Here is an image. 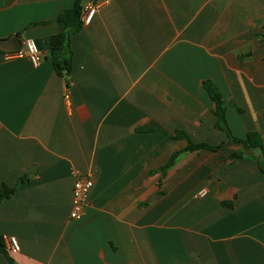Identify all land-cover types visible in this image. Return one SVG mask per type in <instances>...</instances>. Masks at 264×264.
<instances>
[{"label":"crops","instance_id":"crops-1","mask_svg":"<svg viewBox=\"0 0 264 264\" xmlns=\"http://www.w3.org/2000/svg\"><path fill=\"white\" fill-rule=\"evenodd\" d=\"M72 6L0 0V40L56 36ZM71 49L69 76L48 53L0 54V191L26 179L0 202V236L21 247L0 264H264V160H231L242 146L203 87L236 138L264 142V0H108ZM177 131L224 145L153 175L187 147ZM73 171L95 182L77 221Z\"/></svg>","mask_w":264,"mask_h":264},{"label":"trees","instance_id":"trees-1","mask_svg":"<svg viewBox=\"0 0 264 264\" xmlns=\"http://www.w3.org/2000/svg\"><path fill=\"white\" fill-rule=\"evenodd\" d=\"M89 0H73V6L70 10L62 11L58 18H56V23L60 27V32L53 37L47 38L45 40L35 41L37 47L42 53L50 54L53 61V68L55 72L60 76H69L72 72L73 66V53L71 49L72 38L78 34L83 28V23L81 22L83 5ZM97 1V0H91ZM3 54V53H0ZM204 90L209 94V98L215 104V114L217 116L216 129L225 132L230 143L239 144L242 146V150L234 153L231 156V160L243 159L246 157V152L260 151L261 158L264 160V142L261 136L257 133H251L247 135L245 139L236 138L228 123H227V109L223 100V94L219 87L212 81H203ZM153 132V131H151ZM174 140L186 141L187 147L179 152L173 153L168 163L157 171L152 172L154 174H162L163 178L166 177L167 172L176 164L181 155L185 153L195 152V151H219L224 143H220L216 146H211L204 143H195L191 137L183 131H177L175 136L172 137ZM263 170V169H262ZM25 178L18 181L17 186L13 188H8L3 186L0 191V202L5 199H9L15 195V193L24 187ZM0 252L8 256L10 252L7 250V245L3 237L0 236ZM12 255V254H10ZM10 264H14L10 260Z\"/></svg>","mask_w":264,"mask_h":264},{"label":"built area","instance_id":"built-area-1","mask_svg":"<svg viewBox=\"0 0 264 264\" xmlns=\"http://www.w3.org/2000/svg\"><path fill=\"white\" fill-rule=\"evenodd\" d=\"M107 2L108 0H89L84 3L81 18V22L83 23L84 27L92 23L100 8ZM22 46L23 48L21 51L5 53V60L9 61L16 58H28L33 63L32 65L35 67L41 64L42 52L39 50L33 39L24 40ZM65 99L67 101L69 100L68 94L65 95ZM72 176L75 182L73 184V205L70 218L74 221H77L82 220L85 216L86 207L88 206V199L95 182L89 176L83 175V173H80L78 171H73ZM197 196L200 199L205 198L207 196V190H201L200 192H198ZM6 245L7 250L10 252V254L14 255L20 252L21 247L16 238L8 237L6 239Z\"/></svg>","mask_w":264,"mask_h":264},{"label":"water","instance_id":"water-1","mask_svg":"<svg viewBox=\"0 0 264 264\" xmlns=\"http://www.w3.org/2000/svg\"><path fill=\"white\" fill-rule=\"evenodd\" d=\"M23 48L19 36H12L7 40H0V53H12L21 51Z\"/></svg>","mask_w":264,"mask_h":264}]
</instances>
